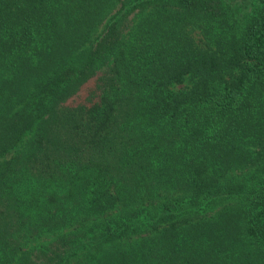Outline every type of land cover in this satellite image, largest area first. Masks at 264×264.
Segmentation results:
<instances>
[{
    "label": "trees",
    "instance_id": "16d2710c",
    "mask_svg": "<svg viewBox=\"0 0 264 264\" xmlns=\"http://www.w3.org/2000/svg\"><path fill=\"white\" fill-rule=\"evenodd\" d=\"M0 264H264V0H0Z\"/></svg>",
    "mask_w": 264,
    "mask_h": 264
}]
</instances>
